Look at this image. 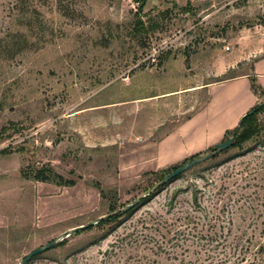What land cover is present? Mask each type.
I'll return each instance as SVG.
<instances>
[{
  "label": "rangeland",
  "instance_id": "374dc122",
  "mask_svg": "<svg viewBox=\"0 0 264 264\" xmlns=\"http://www.w3.org/2000/svg\"><path fill=\"white\" fill-rule=\"evenodd\" d=\"M145 1L0 0V264L52 242L26 264H218L264 243V111L243 153L159 185L235 135L248 100L225 82L264 64V0ZM213 93V124L235 126L203 137Z\"/></svg>",
  "mask_w": 264,
  "mask_h": 264
},
{
  "label": "trees",
  "instance_id": "16d2710c",
  "mask_svg": "<svg viewBox=\"0 0 264 264\" xmlns=\"http://www.w3.org/2000/svg\"><path fill=\"white\" fill-rule=\"evenodd\" d=\"M139 3L141 5H145V0H139ZM142 26V25H141ZM251 81V89L253 93L259 97L264 96V90L263 88L257 83V79L255 77L250 78ZM264 111V106L258 105L253 107L247 115L244 117L243 121L240 124V127H236L235 135L232 137L234 138V143L230 148L227 150L218 153L213 156V158H218L222 155H229L228 159L231 160L235 155H238L239 153H243L244 146L251 142L255 137H257L260 133V130L258 128V115ZM230 133V130L226 132V134ZM227 141V140H226ZM225 141H222V143ZM217 148V147H216ZM216 148L214 149V152L216 151ZM236 150L235 153L230 154V151ZM252 151V150H249ZM177 169V168H176ZM48 170L46 168H43L35 173H32L31 177L39 182L43 183H55L60 186H74L76 184L75 180L65 178L62 175H59L57 173L53 172H47ZM179 178V177H178ZM176 178V179H178ZM174 179V180H176ZM172 180V181H174ZM170 181V182H172ZM169 182V183H170ZM100 193L102 196H105V192L103 190H100ZM110 210L111 212H115L116 208L114 207V204H110ZM113 219V217H111ZM110 218V219H111ZM234 254L231 253V250L224 252V258H220L217 262L218 264H264V243L260 244L258 246L257 251H252L251 249H247L245 251H239V245H234L233 248ZM36 257V256H35ZM33 257V258H35ZM32 258V259H33ZM31 259V260H32Z\"/></svg>",
  "mask_w": 264,
  "mask_h": 264
},
{
  "label": "crops",
  "instance_id": "0c3cea01",
  "mask_svg": "<svg viewBox=\"0 0 264 264\" xmlns=\"http://www.w3.org/2000/svg\"><path fill=\"white\" fill-rule=\"evenodd\" d=\"M251 77H255L257 79V83L263 88L264 90V64L263 62L260 60V62H257L253 68V71L250 75L245 74V75H241L240 77H237L235 79L229 80L225 83L227 84H239V86H235L236 88H234V90L236 89H244L246 96H247V104L245 105V109L241 112H239L238 117L235 120V125L239 122L240 118L244 117L246 114V111L251 110L253 107H255L258 104L259 101V96L255 95L251 89V81L250 78ZM221 84H210L208 88H217L219 87ZM235 90V92H236ZM217 94L219 92H216ZM216 93H213L212 95L210 94V99H209V103L207 104V106L205 107V110L201 113L200 118H199V123H201L198 127H200L202 129V136L205 137L206 134H208V132H213L211 134V137H222L225 132L228 129H233L235 125H232V127H227V126H222V127H218L219 125H215L213 123H215L216 119H214L215 116H220L219 110H214V97L216 95ZM216 101V100H215ZM215 111L217 113H215ZM241 118V119H242ZM234 124V123H233ZM207 137V136H206Z\"/></svg>",
  "mask_w": 264,
  "mask_h": 264
},
{
  "label": "water",
  "instance_id": "95a60500",
  "mask_svg": "<svg viewBox=\"0 0 264 264\" xmlns=\"http://www.w3.org/2000/svg\"><path fill=\"white\" fill-rule=\"evenodd\" d=\"M264 105V103H263ZM247 115V114H246ZM245 115V116H246ZM244 116V117H245ZM244 117L241 119L240 121V124L241 122L243 121ZM240 124H239V127H240ZM234 143V138H231L221 144H219L216 148V151L215 152H212V154H205L201 157H198V158H194L192 160H190L189 162L183 164L182 166L178 167L177 169H175L174 171H172L170 174H168L161 182H160V186L161 185H164L166 182H170L178 177H180L183 173L187 172L188 170L194 168L195 166L199 165L200 163H202L203 161L205 160H208L210 159L212 156L218 154V153H221L225 150H227L228 148H230L232 146V144ZM138 203V201H135L134 203H132L131 205L127 206L125 208L124 211H128L130 210L131 208L135 207V205ZM87 226H81V227H78V228H75L73 229L72 231H77L79 229H84L86 228ZM54 242L52 243H49L47 244L46 246L44 247H39L37 248L36 250L32 251L30 254H28L26 256V258L23 260V262L21 264H26L28 261H30L33 257L39 255V254H42L48 250H50L53 246H54Z\"/></svg>",
  "mask_w": 264,
  "mask_h": 264
}]
</instances>
